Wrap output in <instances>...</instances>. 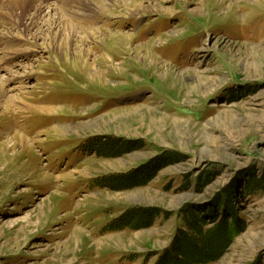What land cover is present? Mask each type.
<instances>
[{
	"label": "rangeland",
	"instance_id": "rangeland-1",
	"mask_svg": "<svg viewBox=\"0 0 264 264\" xmlns=\"http://www.w3.org/2000/svg\"><path fill=\"white\" fill-rule=\"evenodd\" d=\"M10 1L0 264H158L178 235L163 264H264V189L241 176H264V0ZM37 6L71 44L17 24ZM186 207L211 219L196 241Z\"/></svg>",
	"mask_w": 264,
	"mask_h": 264
},
{
	"label": "bare ground",
	"instance_id": "bare-ground-1",
	"mask_svg": "<svg viewBox=\"0 0 264 264\" xmlns=\"http://www.w3.org/2000/svg\"><path fill=\"white\" fill-rule=\"evenodd\" d=\"M26 2H27V0H12L11 4L12 5H15V6H18L19 4H22L23 5ZM24 12L25 13L22 16H19V15L14 14V16H15V18L17 20L16 21L17 24H21L22 23L23 24V29L30 36H32L35 40H38L40 38H43L42 37L43 35H47V37L49 39H51V41L54 42L53 50H56V48L62 49L66 45L71 44L72 40L75 38V35L78 33L77 32L78 30L74 27V25L70 24L69 22H67L66 20H64L63 18H61L58 14L51 13L49 11V9L48 10L42 9L39 6H37L36 8H33V7L32 8L31 7L29 8L28 7L26 9H24ZM3 22L5 23V21H3ZM3 22H2V24H3ZM46 30H47V34H46ZM83 34H86V33H83ZM2 36H4V35H2ZM123 36H125V35H123ZM126 36L130 37L131 35L128 34ZM79 37H80V34H79ZM85 38H86V36H85ZM50 43H52V42H50ZM14 45H17V44H12V46H14ZM66 53H68V52H66ZM15 56L17 57V56H21V55L19 53H17L16 51H15V54L14 55H11V52L9 51V52H5L4 53L3 57H5V59L4 58L3 59L4 60H8V59L9 60H12L13 57H15ZM80 57H82V56H80ZM76 59H79V57L76 58ZM82 60H85V59H83V57H82ZM78 61H80V60H77V62ZM4 69H5V71L8 74L11 73V72L13 73V71L10 70L11 68H4ZM10 76H11V74H10ZM3 78H4V76H1L0 75V80H2ZM1 82H0V90H1V88L3 86L1 84Z\"/></svg>",
	"mask_w": 264,
	"mask_h": 264
},
{
	"label": "trees",
	"instance_id": "trees-1",
	"mask_svg": "<svg viewBox=\"0 0 264 264\" xmlns=\"http://www.w3.org/2000/svg\"><path fill=\"white\" fill-rule=\"evenodd\" d=\"M171 158H175V157H171ZM243 178H245V180H246V183H247V189L248 190H250V191H255L256 189H264V176H260V177H258L257 175H256V173H255V171L253 170V171H251L250 173L248 172V173H243L242 175H241ZM244 176H246V177H244ZM234 185H233V187H231V189H229V190H225L227 193V196L225 197V198H227V200H229V202H230V199L232 198V193L234 192ZM219 199H220V197H219ZM230 210V209H229ZM211 213H213V211H210ZM182 213H183V215H184V217H185V224H186V226L188 227V228H190L191 230H193V232H194V234H191V235H187V234H185V233H183L182 234V236H185V237H187V238H191V239H193V238H195V235L196 234H198V236H199V238L200 237H202V233H203V231H202V229H203V226L204 225H207L206 224V221H207V219H208V221H210L211 219L209 218V217H205V218H203L202 216H200L198 213H197V211H196V209H194V208H183L182 209ZM228 214L230 215V214H232L233 215V217L232 216H228L229 218H233L232 220H236L238 223H237V228H239L240 230H243L244 228H245V224H244V222H243V220L241 219V218H238V215L236 214V212H235V209L234 208H231V210L230 211H228ZM227 216H226V219L225 220H227V222H228V220H229V218H228ZM198 225H200V228H197L196 226H198ZM217 227V225H215L214 226V228L213 229H211V230H209L208 232H207V234H209V232L210 231H212V230H214L215 228ZM181 238V236L180 235H178L177 236V238H176V240L174 241V244L171 246V248L165 253V255L162 257V259L158 262V264H163V262H164V260L168 257V256H170V255H173V257L176 259V260H178V257H176V256H178L179 254L180 255H182L181 254V252H182V243H181V241L179 242V239ZM197 238L198 237H196L195 239H193V240H197ZM182 240V239H181ZM190 240V239H189ZM189 240H187V242H190ZM198 241H200V239H198ZM197 241V242H198ZM209 257V256H208ZM208 257H205V259L206 258H208ZM178 263H179V260L177 261ZM194 261H191L190 263H193Z\"/></svg>",
	"mask_w": 264,
	"mask_h": 264
}]
</instances>
